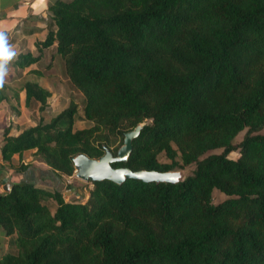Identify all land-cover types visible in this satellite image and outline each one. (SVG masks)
<instances>
[{
  "label": "trees",
  "instance_id": "16d2710c",
  "mask_svg": "<svg viewBox=\"0 0 264 264\" xmlns=\"http://www.w3.org/2000/svg\"><path fill=\"white\" fill-rule=\"evenodd\" d=\"M47 10L44 36L29 28L34 49L8 61L11 81L26 71L0 102L22 91L45 111L41 79L57 57L81 113L71 100L16 134L3 126L0 180L27 170L28 150L72 175L73 157L116 155L138 124L113 167H193L174 182L89 181L85 201L12 182L0 191V234L12 243L0 264H264V0H50ZM79 119L88 125L74 128Z\"/></svg>",
  "mask_w": 264,
  "mask_h": 264
},
{
  "label": "rangeland",
  "instance_id": "374dc122",
  "mask_svg": "<svg viewBox=\"0 0 264 264\" xmlns=\"http://www.w3.org/2000/svg\"><path fill=\"white\" fill-rule=\"evenodd\" d=\"M50 0H0V33H3L6 39V46L8 49L16 53L19 49H26L27 46H31V41L34 39V36H29L26 31L29 28H34V34L42 36L46 33V23H49V14L47 10V3ZM37 28L41 30H37ZM14 40L11 43V40ZM28 46V47H29ZM61 65L62 61L55 57L53 68L47 71V76L44 79H41V83L48 87L51 91V95L48 97V107L45 111L39 112L37 109V104L31 102V104L26 107L24 105V94L21 91H18V98L11 99L10 102L1 101L0 102V143L2 138V127L10 125L11 132L16 133L19 130L26 128L30 125H33L40 117L47 121L49 118L56 113H58L61 109L66 107L69 102L72 100L77 103L79 108V113H81V102L82 95L73 89L67 82L66 77L61 73ZM7 72L5 76V82L9 86L13 87L15 90H18L20 87V82L22 81V77L26 71H22L21 78L11 81L8 75V71L10 69V64L7 62L6 65ZM11 71V70H10ZM13 72V71H12ZM15 71L13 75H15ZM78 121V120H76ZM75 121V122H76ZM84 123V124H83ZM79 126H87L88 122L79 119L77 122ZM75 127V126H74ZM244 130L241 131L235 139V142L241 140ZM11 133V134H12ZM221 149L211 150L206 154L220 152ZM205 154V155H206ZM30 152H25V156H30ZM231 158H236L238 156V151L233 150L229 153ZM34 160L33 158L31 161ZM159 160L161 162L168 161L167 158L164 157L163 154L159 156ZM37 160L34 162H30V167L24 173H16L10 169H6L5 173H9L16 180H23L22 178L28 179V175L36 174ZM41 166H44L41 164ZM193 166H186L184 168H175L174 171H180L183 175H187L191 173ZM68 181L64 182V188L66 191H63L62 194L67 200H80L85 201L88 190L92 186L89 181H85L80 179L74 175H68ZM36 183V182H32ZM2 182L0 180V191H3ZM42 187L53 190L54 185H42ZM71 187H75L80 190L81 194H75L70 191ZM224 198V194L220 191L214 189L212 191V202L217 203L218 201ZM46 205L49 207L51 211L54 210L55 203L52 199L45 200ZM7 244V246H6ZM12 243L10 238L4 237L0 234V254L8 247H11Z\"/></svg>",
  "mask_w": 264,
  "mask_h": 264
},
{
  "label": "water",
  "instance_id": "95a60500",
  "mask_svg": "<svg viewBox=\"0 0 264 264\" xmlns=\"http://www.w3.org/2000/svg\"><path fill=\"white\" fill-rule=\"evenodd\" d=\"M143 124H138L133 129L125 132L123 142L113 155L109 149L97 159L89 158L85 154H78L73 157L74 175L85 181L110 180L115 183H121L125 179H139L143 182H174L181 180L185 175L180 171H156V170H131L127 167H113L112 162L125 161L131 151V141L138 134ZM3 191H8L11 183L7 177L2 180Z\"/></svg>",
  "mask_w": 264,
  "mask_h": 264
},
{
  "label": "crops",
  "instance_id": "0c3cea01",
  "mask_svg": "<svg viewBox=\"0 0 264 264\" xmlns=\"http://www.w3.org/2000/svg\"><path fill=\"white\" fill-rule=\"evenodd\" d=\"M36 35V34H35ZM33 36H34V34H33ZM39 38H41V37H43L44 35H42V36H39V35H37ZM13 40V39H12ZM33 41V40H32ZM32 41H31V46H27V48H29L30 50H33L34 48H33V44H32ZM20 50V49H19ZM18 50V51H19ZM17 51V52H18ZM16 52V53H17ZM15 53V54H16ZM31 67H36V64H33V65H31ZM77 122H79V120L78 121H76L75 123H74V128H82V127H84L83 125L82 126H79L78 124H77ZM84 124V123H83ZM31 126V125H30ZM2 129V128H1ZM12 133V132H11ZM17 133V132H16ZM16 133H12V134H16ZM34 150H28V151H25V152H30V153H32ZM25 152L22 154V161L24 162V163H30V162H34V160H32L31 161V159H32V156L30 155V156H25ZM13 160L14 161H17L18 160V156L17 155H13ZM0 163H1V160H0ZM41 164L42 165H44V166H41ZM37 165H38V167H36L37 169L35 170L36 171V174H30V175H28V179H26V178H22L23 180H25V181H28V182H36L35 184L36 185H39V186H42V185H54V188H56L57 190H60L61 192H63V191H66V189L64 188L65 186H64V182L65 181H68V175H60V174H57V173H55L53 170H51L47 165H45L43 162H37ZM31 166V165H30ZM28 167L27 168V170L29 169V168H32L33 169V167ZM26 171V170H25ZM25 171H23V172H16L17 174L18 173H24ZM5 177H7L8 178V181L10 182V183H12V182H17V181H20V180H16L14 177H12L9 173H7L6 174V176ZM77 189L75 188V187H71L70 188V191H72V192H74L75 193V191H76ZM80 191V190H79ZM76 195L78 194V193H75ZM5 237V236H4ZM7 238H10V237H6V239ZM6 246H7V244H6Z\"/></svg>",
  "mask_w": 264,
  "mask_h": 264
},
{
  "label": "clouds",
  "instance_id": "9594fccd",
  "mask_svg": "<svg viewBox=\"0 0 264 264\" xmlns=\"http://www.w3.org/2000/svg\"><path fill=\"white\" fill-rule=\"evenodd\" d=\"M15 55L6 46V39L3 33H0V90L4 87L5 76L7 72V62Z\"/></svg>",
  "mask_w": 264,
  "mask_h": 264
}]
</instances>
